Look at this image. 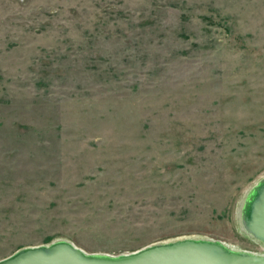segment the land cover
Listing matches in <instances>:
<instances>
[{
	"label": "rangeland",
	"instance_id": "374dc122",
	"mask_svg": "<svg viewBox=\"0 0 264 264\" xmlns=\"http://www.w3.org/2000/svg\"><path fill=\"white\" fill-rule=\"evenodd\" d=\"M262 177L264 0H0V260L261 256L238 210Z\"/></svg>",
	"mask_w": 264,
	"mask_h": 264
},
{
	"label": "water",
	"instance_id": "95a60500",
	"mask_svg": "<svg viewBox=\"0 0 264 264\" xmlns=\"http://www.w3.org/2000/svg\"><path fill=\"white\" fill-rule=\"evenodd\" d=\"M243 227L264 244V180L253 189L244 207ZM0 264H264L257 256L230 250L219 241L180 239L120 255L87 254L70 242L24 248Z\"/></svg>",
	"mask_w": 264,
	"mask_h": 264
},
{
	"label": "bare ground",
	"instance_id": "6f19581e",
	"mask_svg": "<svg viewBox=\"0 0 264 264\" xmlns=\"http://www.w3.org/2000/svg\"><path fill=\"white\" fill-rule=\"evenodd\" d=\"M264 180V177H262L259 181H257L256 183H255V185L254 186H252L249 190H248V192L244 195V197H243V199H242V202H241V205H240V207H239V210H238V217H239V220H240V224H241V227H242V230H243V232L244 233H246V235L249 237V238H251V239H256L251 233H249L244 227H243V225H242V217H243V210H244V207H245V205L247 204V202L250 200V196H251V193H252V191H253V189L255 188V186L260 182V181H263ZM247 190V189H246ZM245 190V191H246ZM236 219V218H235ZM262 243V242H261ZM242 253H244V252H242ZM246 253H248V252H246Z\"/></svg>",
	"mask_w": 264,
	"mask_h": 264
}]
</instances>
